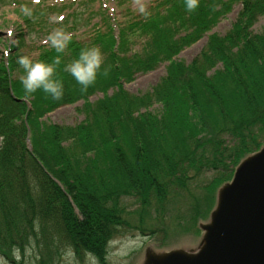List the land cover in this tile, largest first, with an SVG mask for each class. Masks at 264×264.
I'll return each mask as SVG.
<instances>
[{
  "label": "trees",
  "instance_id": "16d2710c",
  "mask_svg": "<svg viewBox=\"0 0 264 264\" xmlns=\"http://www.w3.org/2000/svg\"><path fill=\"white\" fill-rule=\"evenodd\" d=\"M184 2L152 0L147 15L115 22L118 35L101 9L105 26L101 20L95 23L90 40L72 36L62 53L51 44L39 47L36 60L51 63L60 57L54 73L63 82L59 100L39 89L25 94L17 74L23 69L16 64L24 42L0 56V256L11 264H17L14 249L25 264L31 248L38 264H56L67 251L81 262L90 257L108 264L110 244L126 228L148 238L165 232V243L169 235L158 219L173 199L192 193V183L215 172L198 186L204 200L194 193L190 203L195 223L186 233L193 228L201 232L219 189L241 161L264 145V28L252 30L264 16V0H199L193 12ZM125 3L119 2L132 11ZM236 4L240 12L225 35L208 36L188 64L172 60ZM70 16L58 27L68 29V22L74 30L76 11ZM24 17L32 22V16ZM141 32L150 37L138 50L128 51L132 36ZM92 46L101 49L103 63L95 83L81 91L64 69L81 49ZM164 61L169 62L166 74L152 90L135 95L125 89V83ZM97 93L102 97L91 101ZM80 101L79 122L44 119ZM126 201L137 207L129 210ZM183 223L179 215L175 224L180 228ZM163 243L159 248L169 250Z\"/></svg>",
  "mask_w": 264,
  "mask_h": 264
},
{
  "label": "rangeland",
  "instance_id": "374dc122",
  "mask_svg": "<svg viewBox=\"0 0 264 264\" xmlns=\"http://www.w3.org/2000/svg\"><path fill=\"white\" fill-rule=\"evenodd\" d=\"M120 1L121 0H96L95 2H90V0H0V56H7H4V54L11 45L24 42L21 54L29 55L33 60H36L40 53L39 47L49 45V35L58 29L70 33L71 37L76 36L81 41H88L90 40L93 26L101 20L102 15L99 13L101 9L105 14L111 17L110 23L115 27V34L118 35L119 31L115 22H127L128 16L140 14V9L143 7L145 10L151 4L152 0H126L125 6L132 11H125L124 6H120ZM81 2L83 3L81 4ZM87 2L88 4H86ZM25 6L32 9V22L30 24L25 22V15L21 12L22 7ZM240 9V4L234 5L232 10L222 17L200 40L182 49L172 60L182 61L187 64L190 63L206 46L208 36L213 33L225 35L232 28ZM74 10L77 15V26L75 29H69L71 27L68 22H66L68 29H66L65 26L58 27V23H63L65 20L67 21ZM41 11H43V14L40 13ZM59 14L65 16L63 20L60 19L58 16ZM100 22L102 26H105L102 20ZM263 28L264 16H261L253 25L252 30L254 33H260ZM146 37L149 38L150 34L145 35L141 32V34L136 33V35L132 36L133 40L128 44V51H136L141 48ZM168 63V61H164L160 63L156 69L145 74H139L134 81L124 84L125 89L130 94L135 95L152 90L166 74ZM17 74L23 77L24 72H18ZM100 97H102V94L97 93L91 97V101H96ZM81 105L82 101L62 106L52 113H49L44 119L56 124L73 125L83 119V115L78 111ZM152 108L158 109L159 105L154 104ZM214 175H216L215 172L202 175L197 181L191 184L190 189L192 193L186 194V199H184L182 195L173 199L164 217L158 219V221H162L159 227L163 228V231H167L169 235L165 243H163L164 241L162 239L165 232H160L157 236L148 238L140 235V233L138 234V231L126 228L121 232L123 235L113 240L110 244L107 257L108 264H145L147 252L164 251V248H159L162 243L163 246L169 247V250L181 248L188 249L192 246L196 248L198 245L197 243L201 240L203 232L197 230V232L194 233L197 228H193L191 230L193 233H186L187 230L190 231L195 223L193 218L192 222L190 221V203L194 201V197H201L198 195L200 192L198 186L207 184ZM194 193L195 195H193ZM192 195L194 197H192ZM201 198L204 200V196ZM125 205L129 210H134L137 207V205L132 204L131 201H126ZM179 215L184 220L180 228L175 224ZM151 224H155L156 226L158 222L151 221ZM26 251L25 264H38L36 251L32 248ZM0 259L7 261V264H11L5 257L0 256ZM56 264L101 263L90 257L83 262L78 261L67 251Z\"/></svg>",
  "mask_w": 264,
  "mask_h": 264
},
{
  "label": "water",
  "instance_id": "95a60500",
  "mask_svg": "<svg viewBox=\"0 0 264 264\" xmlns=\"http://www.w3.org/2000/svg\"><path fill=\"white\" fill-rule=\"evenodd\" d=\"M201 228L197 248L147 252L145 264H264V145L237 166Z\"/></svg>",
  "mask_w": 264,
  "mask_h": 264
},
{
  "label": "clouds",
  "instance_id": "9594fccd",
  "mask_svg": "<svg viewBox=\"0 0 264 264\" xmlns=\"http://www.w3.org/2000/svg\"><path fill=\"white\" fill-rule=\"evenodd\" d=\"M198 5L199 0H185L184 2V7L188 12L196 10ZM140 11L147 15L143 7ZM21 12L25 16H32V9L27 6L22 7ZM48 40L57 53H62L71 41V34L58 29L49 35ZM102 63L103 55L99 47H85L80 50L77 58L65 65L64 70L70 73L81 86V91H87L95 83ZM16 64L24 72L21 86L25 94L35 93L39 89L54 100L62 98L63 82L54 76L55 66L60 64L59 55L51 63L45 60H33L29 55H20L16 58ZM18 252L19 249L13 250V259L20 264L21 257ZM0 264H7V261L0 259Z\"/></svg>",
  "mask_w": 264,
  "mask_h": 264
}]
</instances>
